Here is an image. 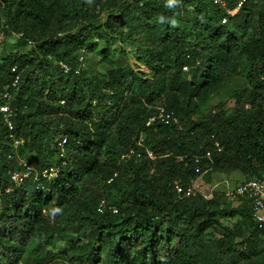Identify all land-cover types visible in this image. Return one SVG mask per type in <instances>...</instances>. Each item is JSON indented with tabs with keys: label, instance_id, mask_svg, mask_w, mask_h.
Masks as SVG:
<instances>
[{
	"label": "trees",
	"instance_id": "1",
	"mask_svg": "<svg viewBox=\"0 0 264 264\" xmlns=\"http://www.w3.org/2000/svg\"><path fill=\"white\" fill-rule=\"evenodd\" d=\"M166 2L0 0L5 38L23 33L0 61V89L21 77L11 110L23 141L14 147L0 113V264H264V227L246 197L232 207L175 186L198 178L194 157L214 150L212 135L223 150L203 159L207 177L264 178V0H248L227 23L214 0ZM161 15L176 25L158 23ZM90 54L106 71L86 65L76 74ZM159 107L181 127L146 126ZM64 137L59 178L5 191L25 159L40 171L66 160ZM132 147L140 156L121 159ZM102 200L118 213L99 212ZM54 207L63 212L50 220Z\"/></svg>",
	"mask_w": 264,
	"mask_h": 264
},
{
	"label": "built area",
	"instance_id": "2",
	"mask_svg": "<svg viewBox=\"0 0 264 264\" xmlns=\"http://www.w3.org/2000/svg\"><path fill=\"white\" fill-rule=\"evenodd\" d=\"M248 0H240L235 8H230L227 5V2L225 0H214L216 4H218L220 7L225 9V16L223 17L222 22L227 23L230 19V17L235 16L240 9L244 6V4ZM253 1H261V0H253ZM99 9V8H98ZM106 13H103V19L106 20L107 15ZM104 20V21H105ZM1 22V35L5 37V29H8L9 27L4 24V20ZM13 37L19 38L23 36V33H13ZM35 48V43L32 41L28 42V49L31 51ZM16 52V50H14ZM79 63L80 67L75 69V73L78 74L83 67L86 66V60L85 56L79 57ZM59 65L63 68L65 72H68L71 70L68 64H65L63 62H59ZM187 67H185V70ZM12 72H16V67L12 68ZM21 77L19 74H16L13 81L5 84L2 89H0V113L3 115L4 121L9 127L10 130V137L13 141V145L15 148L19 147L23 141L21 139L16 138L14 133V123L12 120V110H11V102L13 100V92L12 90L14 88L19 89ZM62 104H64V101H62ZM156 123H164V124H175L179 125L181 127L180 118L173 112L167 110L165 107H159L155 113L149 116V118L146 120V126H152ZM214 144V150L221 152L223 150V147L221 145V142L216 139L215 135L211 136ZM144 137L142 136L140 140L137 142L138 146H143ZM66 145H67V137H64L61 143V152L59 154V159H66L61 164L55 163L47 167L46 169L40 171L33 166L30 162H22L23 167L21 169H15L10 171V182L13 187L7 188L5 191L7 193H11L15 187L22 186L29 180H34L39 184V186H43V181H53L59 178L61 174V168L63 165H66V162L69 161L67 153H66ZM213 149H207L205 151V154L202 156H195L194 162L196 164V172L199 173L198 178L189 185H184L180 181L175 182L177 193L181 196H191L196 195L197 193H202L206 198H209V194H205L201 189H199V178L204 176L205 173L211 167L209 166L208 169L205 170L202 169V161L203 159H207L211 161L213 156ZM145 152L151 159H157L158 155L154 152L151 148H145ZM140 153L138 150L134 147L130 148V150L126 153H124L121 157L123 160H127L134 157H139ZM118 176V173H115L110 177L107 181L108 184L112 183L114 179ZM227 196L229 198L233 197H246L252 205L253 209V215L254 220L257 225L260 227H264V178H251L249 180H246L245 182L237 185L234 189H231ZM106 208L113 211V213H118V207L115 205H109L107 206L105 201L102 200L99 204V212L103 213Z\"/></svg>",
	"mask_w": 264,
	"mask_h": 264
},
{
	"label": "rangeland",
	"instance_id": "3",
	"mask_svg": "<svg viewBox=\"0 0 264 264\" xmlns=\"http://www.w3.org/2000/svg\"><path fill=\"white\" fill-rule=\"evenodd\" d=\"M106 15V14H105ZM4 20V19H3ZM105 20V19H103ZM3 23V21H2ZM5 24V22H4ZM1 23H0V61L1 59L6 56V53L4 52V47L2 46V43H6V46H9L11 44L12 41H14V44L16 43V37H7L5 38L3 35H1ZM120 41L117 40V44L116 47L120 46ZM11 50L13 49L12 47H8ZM100 59L101 56L98 54H90L87 56V63L86 65H94L97 69H99L100 71H106L107 66L104 64H100ZM130 62L132 64V66H136V70L138 71V60L134 57V56H130ZM140 65V64H139ZM141 66V65H140ZM142 67V70L144 71V73L149 74L148 70L146 69V67ZM231 104H233V102H231ZM29 159H25L24 162H28ZM247 180V176L240 173V172H234L232 174H224V173H214L213 175H211V177H207V175L202 176L199 178V189H201L205 194H209L210 197H214V195H219V196H223V200L227 201V203H231L230 206L232 207H237L239 204L242 203V199H240L239 197H233V198H229L227 196V193L231 190L234 189L237 185L245 182ZM235 219H230V218H222V223L224 225L226 224H232L234 222ZM65 244L61 243L59 245V247L57 248L58 251L62 250L65 248Z\"/></svg>",
	"mask_w": 264,
	"mask_h": 264
},
{
	"label": "clouds",
	"instance_id": "4",
	"mask_svg": "<svg viewBox=\"0 0 264 264\" xmlns=\"http://www.w3.org/2000/svg\"><path fill=\"white\" fill-rule=\"evenodd\" d=\"M92 2H93V0H86V3H88L89 5H91L92 4ZM180 3V0H167V2H166V7L167 8H169V9H173V8H175L178 4ZM158 23H160V24H164V23H168V24H171V25H173V26H175L176 25V23H177V21H176V19L175 18H171V17H166V16H163V15H161L159 18H158V21H157ZM140 64V63H139ZM138 64V71H143L142 70V67L141 66H143V67H145L144 65H139ZM134 68H135V70H136V66H134ZM187 70V69H186ZM137 71V70H136ZM144 72V71H143ZM62 212H63V209L62 208H60V207H54V208H51V209H49L48 210V215H49V219L50 220H55V218H56V216L58 215V214H62Z\"/></svg>",
	"mask_w": 264,
	"mask_h": 264
},
{
	"label": "crops",
	"instance_id": "5",
	"mask_svg": "<svg viewBox=\"0 0 264 264\" xmlns=\"http://www.w3.org/2000/svg\"><path fill=\"white\" fill-rule=\"evenodd\" d=\"M14 41L11 42V44L9 46H6V43H2V46L4 47V52L6 53V55L11 52L12 50L8 47H13ZM14 51V50H13ZM130 58V57H129ZM147 69V68H146ZM144 70V69H143ZM148 70V69H147ZM149 72V71H148Z\"/></svg>",
	"mask_w": 264,
	"mask_h": 264
}]
</instances>
